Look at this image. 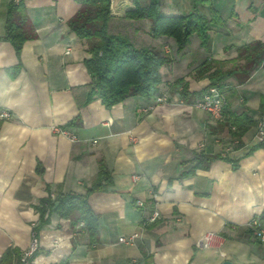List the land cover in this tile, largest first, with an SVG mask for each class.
Listing matches in <instances>:
<instances>
[{
	"label": "crops",
	"instance_id": "0c3cea01",
	"mask_svg": "<svg viewBox=\"0 0 264 264\" xmlns=\"http://www.w3.org/2000/svg\"><path fill=\"white\" fill-rule=\"evenodd\" d=\"M9 1L0 0V110L12 113L0 118V264L7 249L27 250L33 235L39 249L30 264H264V241L248 229L264 210V148L256 147V125L239 139L212 133L208 126L222 120L191 99L157 104L135 95L111 108L99 99L85 104L87 42L67 24L79 4L23 0L36 37L17 54L2 40ZM141 1L111 0L107 31L162 53L169 45L159 88L170 96H179L175 83L189 93L208 85L196 73L204 60H232L236 47L264 42V0H159L165 15L199 12L210 19L215 11L222 19L209 24L210 50L193 34L180 51L172 38L150 35V20L125 17ZM223 94L225 116L244 112L257 121L264 64L241 84L229 78ZM53 126L70 129L77 141ZM200 153L216 158L185 174ZM100 163L111 182L87 197L99 216V241L91 244L81 223L54 213L35 233L39 200L48 191L86 195ZM154 210L159 217L149 222ZM132 234L133 244L118 241Z\"/></svg>",
	"mask_w": 264,
	"mask_h": 264
},
{
	"label": "trees",
	"instance_id": "16d2710c",
	"mask_svg": "<svg viewBox=\"0 0 264 264\" xmlns=\"http://www.w3.org/2000/svg\"><path fill=\"white\" fill-rule=\"evenodd\" d=\"M75 1L79 4V8L69 18L67 24L78 38L87 42L89 56L84 60V65L91 82L88 85L84 103L99 99L106 108H111L129 96L139 95L151 98L158 94L162 82L161 68L167 63V56L152 48L136 47L124 36L110 34L107 26L111 18V0ZM204 1L208 2V0ZM125 17L133 20H150V35L154 38L160 36L172 38L178 51L187 45L193 34L200 39L202 47L210 50L207 35L209 24H221L222 22L215 11L211 12L210 19L199 12L165 15L160 11L159 0L136 2L133 9L126 11ZM35 37L36 32L26 13L24 1L10 0L7 4L2 40L10 42L15 52L19 54L23 43ZM236 52L237 56L232 60L206 59L197 67V75L208 79V85L200 92L189 93L185 86L177 83L174 84L175 92L185 101L190 99L195 101L211 86L224 91L229 78H233L238 84L245 82L253 70L264 64V42L262 41L256 40L238 46ZM239 60L242 62L237 63ZM229 62L233 65L225 68V64ZM18 67L19 65L14 68ZM263 106L264 96L261 98L260 112ZM75 123L74 120L69 124L74 125ZM257 123L258 120H253L244 112H227L224 120L208 127L212 133L226 132L232 138L239 139L249 127ZM256 147L264 148V141L259 142ZM215 158L216 156L212 155L197 154L193 168L185 174H191L195 169H207ZM110 182L109 170L103 163H100L86 195L64 193L58 190L52 196L48 191L47 196L42 197L34 206L39 215V225L34 227L35 233L49 222L50 215L54 213L61 218L69 219L73 226L82 223L89 242L97 243L99 241V216L90 206L87 197L92 191L105 189ZM259 220L264 226V210ZM1 263L21 264L18 251L7 249L1 257Z\"/></svg>",
	"mask_w": 264,
	"mask_h": 264
},
{
	"label": "built area",
	"instance_id": "2783aa9c",
	"mask_svg": "<svg viewBox=\"0 0 264 264\" xmlns=\"http://www.w3.org/2000/svg\"><path fill=\"white\" fill-rule=\"evenodd\" d=\"M70 49L66 50V53H69ZM155 102L157 104L161 103H182V99L180 96H170L167 92L156 94L154 96ZM226 99L223 94V92L215 86L209 87L200 98L196 99L193 102V106H203L204 112L208 113L210 118L215 121H221L225 117V107H226ZM12 117V113L9 110L2 109L0 110V118L2 119H10ZM53 132L56 134H61L63 136H66L72 141H77V137L75 134L66 127H59V126H53ZM256 139L259 142L264 141V106L261 112V117L258 120V123L256 125ZM138 205L142 206L143 202L138 201ZM159 217V212L157 210H154L152 214L148 217L149 222H154ZM82 224V223H81ZM248 229L251 232V234L258 239L259 241H264V227L262 226L260 220L258 217H254L250 220L248 223ZM212 234L208 233L205 235V240H209L211 238ZM135 239V235L132 234L128 237H119L118 241L125 243V244H133ZM39 249L38 247V240L36 236L33 235L31 245L29 248L25 251H23L20 255V263L21 264H30V259L33 256L34 252H36ZM130 264H146L142 260H131Z\"/></svg>",
	"mask_w": 264,
	"mask_h": 264
},
{
	"label": "rangeland",
	"instance_id": "374dc122",
	"mask_svg": "<svg viewBox=\"0 0 264 264\" xmlns=\"http://www.w3.org/2000/svg\"><path fill=\"white\" fill-rule=\"evenodd\" d=\"M163 50H164V53H163V54L166 55L167 53H169V45H168V44H165ZM166 56H167V55H166ZM159 92H160V93H164V92H167V91H161L160 88H159ZM222 92H223V91H222ZM260 117H261V113H260ZM260 117H259V119H260ZM259 119H258V120H259Z\"/></svg>",
	"mask_w": 264,
	"mask_h": 264
},
{
	"label": "bare ground",
	"instance_id": "6f19581e",
	"mask_svg": "<svg viewBox=\"0 0 264 264\" xmlns=\"http://www.w3.org/2000/svg\"><path fill=\"white\" fill-rule=\"evenodd\" d=\"M198 109L204 111V107L203 106H196Z\"/></svg>",
	"mask_w": 264,
	"mask_h": 264
},
{
	"label": "water",
	"instance_id": "95a60500",
	"mask_svg": "<svg viewBox=\"0 0 264 264\" xmlns=\"http://www.w3.org/2000/svg\"><path fill=\"white\" fill-rule=\"evenodd\" d=\"M225 264H229L228 262H225Z\"/></svg>",
	"mask_w": 264,
	"mask_h": 264
}]
</instances>
